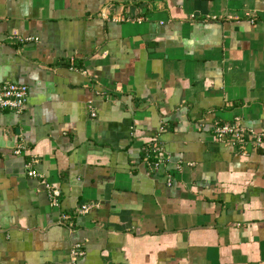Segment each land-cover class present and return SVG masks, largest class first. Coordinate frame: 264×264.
<instances>
[{
    "label": "crops",
    "instance_id": "obj_1",
    "mask_svg": "<svg viewBox=\"0 0 264 264\" xmlns=\"http://www.w3.org/2000/svg\"><path fill=\"white\" fill-rule=\"evenodd\" d=\"M5 82L0 264H264V0H0Z\"/></svg>",
    "mask_w": 264,
    "mask_h": 264
},
{
    "label": "built area",
    "instance_id": "obj_2",
    "mask_svg": "<svg viewBox=\"0 0 264 264\" xmlns=\"http://www.w3.org/2000/svg\"><path fill=\"white\" fill-rule=\"evenodd\" d=\"M125 20L124 17L121 18ZM27 97H28V86L25 84L19 83H11L5 82L0 83V108L3 109H10L16 112H21L25 109L27 105ZM93 115L95 113H92ZM216 133L219 138L223 136L230 135L232 138L235 139V143L241 147L242 149L245 148L246 144L251 140L249 136L253 135L257 144L263 143L264 133L262 134H254V133H246L245 129L241 124L240 118H236L233 123L227 124H217ZM21 147L15 150V153L18 155L21 153ZM145 153V159L148 160L151 155H153L156 161L153 163V167H157L161 165L165 160L168 159L167 153L162 145L159 144L158 139L153 137L150 139L148 143L143 148ZM30 166V165H28ZM30 176L37 177L39 173L36 169H31L28 171ZM172 178L169 177V184L172 183ZM48 195L50 202L53 206L58 207L60 206V198H61V191L58 187L48 183L46 184ZM91 206L87 204H83L81 206L80 211L82 213H86ZM70 216L66 213L61 215V219H67ZM84 254L83 245L81 243L75 244L71 248V257H72V264H77V258Z\"/></svg>",
    "mask_w": 264,
    "mask_h": 264
},
{
    "label": "rangeland",
    "instance_id": "obj_3",
    "mask_svg": "<svg viewBox=\"0 0 264 264\" xmlns=\"http://www.w3.org/2000/svg\"><path fill=\"white\" fill-rule=\"evenodd\" d=\"M122 18V17H121ZM122 20V19H121Z\"/></svg>",
    "mask_w": 264,
    "mask_h": 264
}]
</instances>
